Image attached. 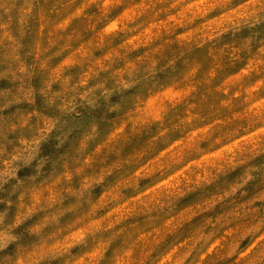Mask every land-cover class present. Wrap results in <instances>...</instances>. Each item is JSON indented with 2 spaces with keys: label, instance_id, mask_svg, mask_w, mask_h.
<instances>
[{
  "label": "clouds",
  "instance_id": "9594fccd",
  "mask_svg": "<svg viewBox=\"0 0 264 264\" xmlns=\"http://www.w3.org/2000/svg\"><path fill=\"white\" fill-rule=\"evenodd\" d=\"M0 264H264V0H0Z\"/></svg>",
  "mask_w": 264,
  "mask_h": 264
}]
</instances>
